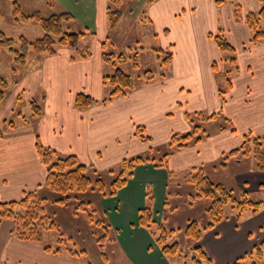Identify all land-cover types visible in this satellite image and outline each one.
I'll return each mask as SVG.
<instances>
[{"label":"crops","instance_id":"0c3cea01","mask_svg":"<svg viewBox=\"0 0 264 264\" xmlns=\"http://www.w3.org/2000/svg\"><path fill=\"white\" fill-rule=\"evenodd\" d=\"M97 1L101 36L94 43L96 54L80 58L62 47L55 55L35 56L34 68L24 73L17 90L10 94L9 106L1 105L6 115L0 118V200H20L26 192L44 188L47 167L36 148L38 138L60 156L75 155L86 165L106 169L125 158L151 153L160 144L168 145L175 133L191 131L186 113L207 116L221 112V118L206 122L215 124L208 129L210 135L172 150L166 167L138 165L115 196H95L99 211L111 225V242L130 264H178L162 252L152 229L138 224L139 210L147 205L156 223H163L174 178L183 181L191 171L201 169L238 194L257 189L264 192V171L256 169L254 160L243 155L227 158L229 152L241 147L247 134H264V40L249 45L252 31L245 20L263 4L260 0H228L221 5L217 0H157L140 9L131 8L112 31L119 34L127 18L140 28L146 26L153 38L149 53L160 67L159 77L153 75L150 82H139L128 95L106 103L104 81L108 74L104 73L102 51L109 41L108 5L107 0ZM236 5L241 8L238 19ZM220 28L235 48L239 65L224 101L219 87L225 85L222 73L226 63L213 37ZM139 49L147 52L146 45L139 43L137 59ZM166 52L171 58L163 64ZM41 87L43 114L32 118L31 96ZM27 88L24 108L28 121L16 113L20 122L2 130ZM81 92L94 99L84 110L75 105ZM226 118L232 127L219 130ZM137 126L145 128L149 140L136 135ZM7 223L0 226V264H89L87 259L47 252L41 244L20 240L12 233L13 224ZM263 225L264 207L257 214L244 213L240 220L231 211L205 231L199 242H193V247L202 246L212 264H231L264 241Z\"/></svg>","mask_w":264,"mask_h":264},{"label":"trees","instance_id":"16d2710c","mask_svg":"<svg viewBox=\"0 0 264 264\" xmlns=\"http://www.w3.org/2000/svg\"><path fill=\"white\" fill-rule=\"evenodd\" d=\"M114 1V0H112ZM119 1V0H115ZM157 0H145L147 5L153 4ZM228 0H217L219 5L227 2ZM262 7L258 12L248 13L245 16V20L252 31V37L249 45H257L264 40V0ZM54 0H49L52 4ZM12 17L16 23H29L36 22L45 32L44 36L35 40H30L25 36H20L17 39L9 37L5 32L0 31V45L13 53L14 59L17 63H25L27 53L32 50L37 55L51 56L58 53L62 47H77L79 37L84 33H70L64 30V21L71 20L73 16L71 13L52 14L50 16H43L39 11L25 14L17 1L13 3ZM107 16L109 28L113 30L117 27L123 13L121 10H114L110 6L107 7ZM236 18L241 17V8L236 5L235 8ZM219 49L223 54L226 68L222 73L224 78V86L219 87V93L224 100L229 89L232 88V78L239 71V65L237 61V55L235 48L228 41L225 30L220 28L216 35L213 36ZM105 43H103V46ZM80 58H88L92 53L84 49H77V53L74 54ZM73 55V58L75 57ZM76 56V57H77ZM103 60L107 64H113L117 66L119 63L126 62L127 56L124 53L116 54L115 52H106L105 47L102 51ZM171 58V53L166 52V57L162 58V63L166 64ZM75 59V58H74ZM135 66H138L137 55L134 58ZM215 70L217 66L214 65ZM153 73L150 70L145 72V82H150L153 79ZM106 81L112 86L110 93V99L113 100L119 96L128 95L134 88L135 82L133 77L125 72L122 68L117 67L115 72L111 75L105 76ZM2 88L0 89V106L3 104L6 98V91L8 83L4 79H0ZM22 100V96L18 98ZM108 99H104L106 102ZM94 103V99L86 93H78L75 101V105L78 109H87ZM31 117L39 118L43 114L41 103L36 99H31ZM18 115L28 121L26 115L17 111ZM199 116V119H203L205 122L212 119H219L222 117L221 112L214 113L212 115L204 116L200 113H195ZM186 118L189 122H194L191 119V114L186 113ZM223 124H219V130H225L232 127V121L230 119H224ZM7 121V120H6ZM9 127H15V121L8 123ZM136 135L143 141L149 140V137L145 135V128L143 126H137ZM210 135L207 129L201 125V122L192 125V130L186 133H175L168 145L169 150L164 154V157L159 161L151 157L150 154L137 155L128 157L122 160V170L119 176L111 183V188L107 190V185L103 179L98 178L93 180L89 175V166L80 162L75 155L60 156L56 150L46 147L42 144L40 139H37L36 148L42 162L47 167V177L44 182V188L41 191L26 192L23 198L20 200L2 201L0 200V226L5 221L13 222L12 233L20 240L41 244L45 251L56 254H67L71 257L85 258L87 251L85 249H77L76 242L72 236H68L61 228L59 223L52 220L51 216L47 213L46 204L49 201L48 196H41V192L50 190L52 192L61 194L62 197L55 199V202L65 203L72 197L71 194L75 191L79 193H86L88 191H98L104 196L113 197L117 194L119 189L123 188L128 180L134 176L135 168L138 165L153 163L157 167H166L167 159L174 149L188 147L192 143H197ZM2 132L0 131V137ZM243 155L250 157L256 162V169L264 171V134L260 136H252L247 134L245 140L240 148L234 149L227 155L228 157ZM188 184H192L195 187V194L192 198H208L210 205L207 207L206 212L209 218V222L201 227L196 219L190 220L187 226L184 228V234L191 238L193 242H199L204 232L212 229L218 223L226 219L231 211L236 212L238 220L242 218L244 213L250 212L251 214L259 213L264 207V199H254L247 191L238 194L233 189L227 186L213 181L207 176L201 169H195L191 171L185 178ZM85 197V196H84ZM149 200H152V195L148 194ZM78 200L79 196H75ZM87 199V198H85ZM88 201H80V205L83 209H86V203ZM95 212V210H94ZM89 220L94 221L92 213L89 212ZM101 225L102 220L96 222ZM138 224L144 228L152 229V233L155 238V242L161 247L162 252L165 255L180 256L181 247L179 242H171L170 238L177 232L176 229H168L163 223H156L153 218V210L149 205L144 206L139 210ZM103 225V223H102ZM156 226V229H153ZM108 230V227L104 225ZM264 228V225L262 226ZM48 230H55L58 235V246L53 247L49 245H43V239L45 232ZM96 234V233H95ZM98 237V243L102 250L104 260L108 262L109 258L104 252L103 239L108 238V234ZM194 256L192 257L193 264H212V259L207 251L200 245L193 247ZM264 260V241L256 245L253 250L244 254L239 259L235 260L231 264H262ZM89 264H92L88 260Z\"/></svg>","mask_w":264,"mask_h":264},{"label":"rangeland","instance_id":"374dc122","mask_svg":"<svg viewBox=\"0 0 264 264\" xmlns=\"http://www.w3.org/2000/svg\"><path fill=\"white\" fill-rule=\"evenodd\" d=\"M14 1L18 2L25 14H31L37 11L43 16L66 12L71 13L73 18L64 21V30L70 33H84V35L79 37L77 47L68 46L64 48L70 49L74 54L77 53V49L87 48L92 54H96L94 43L97 36H101V21L98 18L99 7L97 0H54L52 4L49 3V0H0V31L5 32L6 35L15 39L20 36H25L30 40H35L43 37L45 32L36 22H14L12 17ZM144 3L145 0H119L118 2L115 0H107L108 6L114 10H121L123 14L127 13L131 8L133 9V7L140 9ZM125 23L126 24L123 29L120 30L119 34H116L115 32L113 33L110 28L108 29L106 35H108L109 41L106 45L105 51L108 53L115 52L116 54H119L120 51H122V53L127 56V61L119 63L117 66L105 63L104 73L112 75L116 68L120 67L133 77L135 86H137L139 82H145L144 77L147 70H150L155 78H158L160 67L158 63H155L154 60L151 59L149 53V47L151 46V43H153L152 35H150L151 33L146 26L140 28L137 22L133 19L127 18ZM139 43H142V46L146 45L147 52L143 54L140 49L138 50V66H135V49L138 47ZM128 47H131L132 49H127ZM35 56H37V54L30 50L27 53L26 62L17 63L14 59L13 53L0 45V79L2 78L8 83L7 87L4 88L6 91V98L3 104L9 106L10 94L17 90L24 73L30 72L34 68ZM164 57H166V53L162 55V58ZM1 88L2 85L0 82V89ZM39 90L40 91L32 93L31 99H36L41 103L43 100L42 87ZM28 91H30L29 88L22 93V100H19L15 109L16 111L9 114V116L7 115L8 119L6 124L3 125L2 130H5L8 127L10 121H15V123L20 122L21 118L16 115L17 111L20 110L23 115H26L27 111L24 108V104ZM111 91L112 86L106 81L104 89V99H108L106 103L115 99H110ZM2 106H0V118L2 114L6 115V111ZM190 114L191 119H195L196 123L201 122L204 129L211 130L215 127V124L213 123L207 124L203 119L198 120L199 116L195 113L191 112ZM195 121L192 122L191 125H193ZM164 145L165 144H160L159 146H155L154 150L151 151L150 156L155 158L156 161L162 159L164 154L170 149L169 145ZM121 164L122 163H119L115 166L103 169L92 163L88 165L89 171L87 173L93 180L98 178L103 179L107 185V190H109L111 188V183L119 176L120 171L122 170ZM193 194H195L194 185L188 184L185 179L180 181V179L174 178L170 182L168 189L169 205L164 210L163 224L168 229L177 230L174 236L170 238V241L180 243V256H168L169 258L175 259L178 264H193V240L184 234V228L187 226L189 219H196L201 227H204L209 222L206 209L210 205V200L208 198L193 199ZM40 195L48 196L49 198L46 207L47 213L51 216L52 220L59 223L68 236L74 238L76 242L75 247L77 249H85L87 251V255L84 259L89 260L92 264H108V262L104 260L102 250L97 242L98 237L95 236L97 234L101 237L108 234V238L103 239V244L104 252L107 254L108 258H110L111 263L109 264H130L120 255L115 242H111L113 238L112 230H110L111 225L109 224L107 217H104L101 211H99L96 204L97 201L95 196L102 195L100 192L88 191L81 194L75 191L71 194L72 197L69 201L65 203L55 202L54 200L62 197V195L50 190L41 192ZM75 196H79L81 199L78 200ZM250 196L254 199H264V192L257 189L251 191ZM80 201H88V203L85 202L86 209L81 207ZM89 212L92 213L94 221L89 220ZM99 220H102L103 225L102 223L101 225L96 223ZM10 223L13 224L12 221H9L7 224ZM104 225L108 227V230ZM7 226L8 225H5L4 228H7ZM153 229H156V226ZM58 238L59 235L55 230H48L45 232L42 244L57 247Z\"/></svg>","mask_w":264,"mask_h":264}]
</instances>
